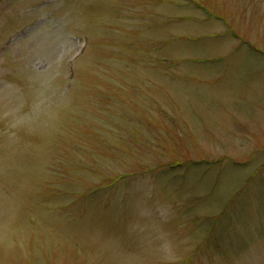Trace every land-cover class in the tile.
I'll return each instance as SVG.
<instances>
[{
	"label": "rangeland",
	"instance_id": "rangeland-1",
	"mask_svg": "<svg viewBox=\"0 0 264 264\" xmlns=\"http://www.w3.org/2000/svg\"><path fill=\"white\" fill-rule=\"evenodd\" d=\"M0 264H264V0H0Z\"/></svg>",
	"mask_w": 264,
	"mask_h": 264
}]
</instances>
